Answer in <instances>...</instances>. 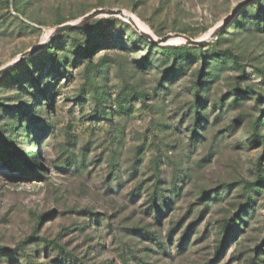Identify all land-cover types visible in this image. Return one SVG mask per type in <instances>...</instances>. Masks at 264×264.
I'll use <instances>...</instances> for the list:
<instances>
[{"label":"rangeland","instance_id":"374dc122","mask_svg":"<svg viewBox=\"0 0 264 264\" xmlns=\"http://www.w3.org/2000/svg\"><path fill=\"white\" fill-rule=\"evenodd\" d=\"M10 1L0 69L40 49L0 76V264H264V0ZM98 8L156 37L219 31L178 61L182 38L150 46L119 15L56 35Z\"/></svg>","mask_w":264,"mask_h":264},{"label":"trees","instance_id":"16d2710c","mask_svg":"<svg viewBox=\"0 0 264 264\" xmlns=\"http://www.w3.org/2000/svg\"><path fill=\"white\" fill-rule=\"evenodd\" d=\"M7 3H11V1L10 0H7ZM16 11H18V10H16ZM21 22H23L24 23V21H21ZM65 21H62L60 24L62 25L63 23H64ZM128 26L130 25L129 23H127V22H125ZM94 26H99V25H97V22H91L89 25H87L85 28H86V30H88V31H90V30H94V31H96V30H103V28L100 26L98 29L96 28V30H95V28H94ZM79 28V27H78ZM78 28H73V29H71V30H68V31H66L65 32V34H63V35H65V36H69L70 35V33L71 32H73V31H76L75 29H78ZM84 28V29H85ZM80 29V28H79ZM93 31V32H94ZM138 33V32H137ZM138 36H139V38L141 39V40H143L146 44H148V45H156V43L155 42H153V41H151V40H149V39H147L145 36H143L141 33H138ZM74 42V44H75V46H73L74 47V51H76V53H79V52H81V51H83L84 53H88V52H90V48L89 47H87V46H85V45H83L82 43H80L78 40H74L73 41ZM76 47V48H75ZM201 47L199 46V45H189V44H184V45H182V46H172V47H167V46H165L163 49V53L164 54H168L169 56H171V57H173L176 61H178V60H180V59H182V58H184V59H190L191 57H192V55H193V53H194V51H195V49H200ZM48 49H49V51L50 52H52L53 54L56 52L55 50V47L53 46V43H51L50 45H48ZM221 55H224V56H229V57H231L233 60H234V62H237L236 61V56H234V55H232L231 54V52L230 51H228V50H225L223 53H221ZM57 63L59 64V67H61V66H63V64L60 62V61H57ZM199 76V78L202 76V74H200V75H198ZM33 80L36 82V83H38V82H40V76H34L33 77ZM238 90V89H237ZM195 95H197V97H200L199 95H198V90H196L195 91ZM141 97H143V95H141ZM140 98V97H139ZM202 101V100H201ZM195 105H197V104H195ZM196 122L198 123V121H199V115H200V112L198 111V110H196ZM101 115H107V113H104V114H101ZM262 119L261 118H258V119H256L255 120V122L253 123V125H252V129H253V132H252V138L253 139H255V140H262V144H263V146H264V134H259V124H260V121H261ZM9 143L8 141H3V143ZM14 159H16L15 157H14V155H13V153L12 152H5V154H3V155H0V162L3 164V165H9L10 164V162L11 161H13ZM22 161H24L23 163H26V165H28L29 166V168H31V166H36V167H40L41 166V164H40V162H36V160H34V161H30L29 159H22ZM72 161H70V160H68L67 162H65L63 165L64 166H69V167H71L72 166ZM259 179H261L262 181H264V176L263 175H259ZM44 219V216L42 215V216H40L39 217V219H38V224H40L41 223V221ZM231 222H235V224H236V221H235V218H231V219H229V220H227L226 221V225L227 226H230L231 227ZM154 236H156V234L154 235ZM228 237H230V236H228V235H226L225 237H224V240L223 241H221L220 243H219V245L217 246V253L219 254L222 250H223V248H224V246H225V244H226V240L228 239ZM38 239H41V241L43 242V243H45V245L46 246H51V247H55V248H57V249H59V253H61L62 255H65V254H67V252H65L64 251V249H61L60 250V248H62V247H60V245L56 242V241H54V240H48L47 238H45V237H41V238H39V236H37L36 234H32L30 237H28L25 241H24V243H30V242H33V241H35V240H38ZM2 249H4V248H2ZM18 250H20L21 252H23L24 251V248L23 247H20V248H18ZM260 250H262V248H261V245H257V247L255 248V251H257V252H260ZM29 264H30V262H29Z\"/></svg>","mask_w":264,"mask_h":264},{"label":"water","instance_id":"95a60500","mask_svg":"<svg viewBox=\"0 0 264 264\" xmlns=\"http://www.w3.org/2000/svg\"><path fill=\"white\" fill-rule=\"evenodd\" d=\"M100 14H108V15H119L121 17L126 18L128 22H130L135 28H137V30L146 38H148L149 40L155 42V43H165L171 39L174 38H183L184 42L186 44H191V45H202L204 44L207 40L213 38L216 36V34L219 31V28H217L216 30H214L213 32H211L209 34V36L205 39H193L192 37L183 34V33H174V34H167L163 37H156L154 36L152 33L146 32L144 30H142L134 21V19L132 18V16L126 12H124V10L122 9H110V8H98L93 10L92 12L88 13L87 15H85L82 19H80L77 22L74 23H64L62 25H60L57 30L55 31L56 35H59L63 32H66L68 30H71L73 28H78V27H82L84 25H86L87 23H89L93 18L97 17ZM40 49V46H35L33 48H30L29 50L23 52L22 54L19 55V57L14 60L13 62L7 64L5 67L0 69V76L6 72L8 69H10L11 67H13L14 65H16L17 63H19L22 60H25L27 57L31 56L32 54L36 53L38 50Z\"/></svg>","mask_w":264,"mask_h":264},{"label":"bare ground","instance_id":"6f19581e","mask_svg":"<svg viewBox=\"0 0 264 264\" xmlns=\"http://www.w3.org/2000/svg\"><path fill=\"white\" fill-rule=\"evenodd\" d=\"M133 19H134V21L136 22V24L142 29V30H144V31H146V32H149L148 30H147V28L146 27H144L143 25H141V23H139L138 21H136V19L134 18V17H132ZM150 33V32H149ZM154 35V34H153ZM155 36V35H154ZM179 39H181V38H179ZM182 40H183V38H182Z\"/></svg>","mask_w":264,"mask_h":264}]
</instances>
